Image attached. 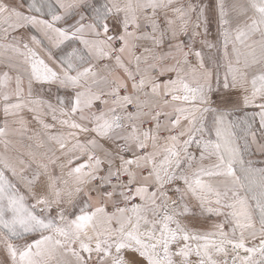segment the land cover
Returning a JSON list of instances; mask_svg holds the SVG:
<instances>
[{
    "label": "snow or ice",
    "instance_id": "1",
    "mask_svg": "<svg viewBox=\"0 0 264 264\" xmlns=\"http://www.w3.org/2000/svg\"><path fill=\"white\" fill-rule=\"evenodd\" d=\"M0 264H264V0H0Z\"/></svg>",
    "mask_w": 264,
    "mask_h": 264
}]
</instances>
